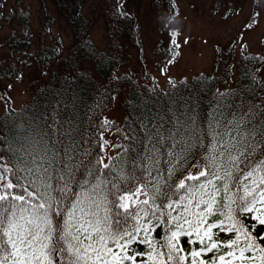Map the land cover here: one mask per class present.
Instances as JSON below:
<instances>
[{
  "label": "trees",
  "instance_id": "obj_1",
  "mask_svg": "<svg viewBox=\"0 0 264 264\" xmlns=\"http://www.w3.org/2000/svg\"><path fill=\"white\" fill-rule=\"evenodd\" d=\"M51 2L72 33L73 42L70 47L65 51L63 39L51 31L54 18L44 9L45 12L40 14L41 26L35 35L38 43L34 38L29 18L22 14L17 18L21 28L13 29L7 38L10 54L8 57H5L6 54H0V82L21 79L24 68L31 65H34L35 75L41 81L28 102L20 108L8 106L0 116V166L10 169L8 178L13 183L16 182V176L24 177L21 182L29 186L30 191L36 192V202L42 200L55 203L60 196L57 189L63 183L58 177L64 175L67 180L65 165L76 174V179H79L84 165L93 160H102L103 134L109 127L106 115L121 90L128 92V97L123 102V147L106 164L115 166L118 171L131 172L134 160L141 166L147 162L152 177H156L161 184L167 179V175L159 177L156 169L165 168V162L161 158L160 163L154 166L153 161L169 150L170 132L177 138L183 135L185 140H188L190 135L193 138L201 136L204 148L210 147V138L204 135L205 131L220 134L213 141L217 145L220 140L225 139L229 129H234L229 138L240 132L251 133L249 138L258 140L260 133L264 132L263 56L251 53L247 47H243L239 58L235 60L236 47L232 44L228 50H216L212 73L203 72L192 79L174 81L165 88L155 80L139 84L128 72L120 73V70L132 61L130 48H140L139 18L124 6L122 0ZM3 4V0H0V8ZM166 4L171 13L175 12L172 0H166ZM1 16L11 21V17L5 16L4 12ZM99 18H102L105 24L104 48H99L91 37ZM49 34L52 41L46 44L44 38ZM32 45H35L33 49ZM164 56L172 57L173 52H166ZM36 81L37 79H34L33 82ZM161 137L162 143H158ZM240 139L241 137L237 136V140ZM261 150L264 151V146ZM175 151H181L179 139ZM183 155L188 160L183 172L187 173L191 168L192 174L195 168L192 164L200 158L202 149L197 146L191 153L185 152ZM150 156L152 158L148 159ZM34 157L39 171L33 165ZM221 162L217 160V164ZM223 163L221 175L229 167L226 157ZM17 165L25 171L18 172ZM177 167L179 168V165ZM240 167L243 168V165ZM27 168H32V172H27ZM97 170L108 172V169L98 165L92 168L93 173ZM12 173H15V176ZM181 176L182 173L176 171L168 182L175 183ZM33 177L36 178L35 188L31 187ZM70 187L73 192L81 191L74 181ZM149 191L151 194L155 189L149 186ZM68 195L70 198L71 193ZM92 198L97 199V203L103 200L99 193H85L82 203L77 205V216L80 207L93 206ZM64 209H67V201L64 203ZM19 214L21 213L18 210ZM244 223L249 225V231H252L250 225L257 222L245 219ZM166 227L167 225L156 227L149 236L153 241L159 242ZM261 233H264V225H257L252 232L257 237ZM230 235L219 232L215 238L226 240ZM187 240L184 236L179 240L185 251L199 247L188 244ZM258 243L264 246V240L258 239ZM132 247L142 252L149 251L144 244H133ZM212 255L213 253L209 252L203 259L207 260ZM139 259L141 258L138 257ZM165 259L158 258L157 264ZM5 264H11V260L5 261Z\"/></svg>",
  "mask_w": 264,
  "mask_h": 264
},
{
  "label": "snow or ice",
  "instance_id": "obj_2",
  "mask_svg": "<svg viewBox=\"0 0 264 264\" xmlns=\"http://www.w3.org/2000/svg\"><path fill=\"white\" fill-rule=\"evenodd\" d=\"M171 43L180 47L175 39ZM232 131L229 129L218 145L213 141L220 134L205 131L210 138L208 148L203 147L201 136L190 135L185 140L183 135L177 138L170 132L169 150L153 161L154 166L161 158L165 162V168L156 169L159 177L167 175L163 184L152 177L147 162L141 166L134 160L129 172L93 160L83 166L79 179L65 165L67 180L64 175L58 177L63 183L55 203L36 202V192L21 182L24 177L16 176L13 183L8 178L10 169L0 166V264L7 260L11 264H157L160 257L166 258L160 264H264V246L258 243V239L264 240V233L259 237L252 234L257 225H264V132L257 140L249 138L251 133L240 132L229 138ZM177 139L180 152L175 151ZM197 146L202 155L192 167L199 166L200 171L192 175L189 168L184 173L188 160L183 153H191ZM225 157L229 167L221 175ZM217 160L222 162L217 164ZM33 165L39 171L35 157ZM97 165L108 172L93 173ZM16 170L25 171L19 165ZM176 171L182 173L181 178L169 183ZM73 181L81 189L79 193L72 191ZM149 186L154 193L150 194ZM31 187H36L35 177ZM89 191L99 193L103 200L97 203L92 198L93 206L80 207L77 216V205ZM141 195L145 198L140 199ZM245 219L257 222L250 225L252 231ZM162 225H167L165 234L155 242L149 233ZM219 232L231 235L226 240L217 239ZM181 236L199 247L185 251L179 243ZM133 244H144L149 251H139ZM209 252L213 255L204 260Z\"/></svg>",
  "mask_w": 264,
  "mask_h": 264
},
{
  "label": "rangeland",
  "instance_id": "obj_3",
  "mask_svg": "<svg viewBox=\"0 0 264 264\" xmlns=\"http://www.w3.org/2000/svg\"><path fill=\"white\" fill-rule=\"evenodd\" d=\"M172 2L175 4V12L171 13L166 0H122L124 6L139 18L140 48H130L132 61L123 67L120 73L128 72L139 84L155 80L165 88L174 81L192 79L203 72L212 73L218 48L228 50L234 44L235 60L239 58L243 47L264 57V0H172ZM3 3L0 8L1 55L6 54L5 57H8L10 54L7 38L13 29L21 28L17 21L19 15L23 14L29 18L36 39L35 35L41 26L40 14L45 12L44 9H47L54 18L51 31L63 39L65 51L72 44V33L51 0H3ZM3 12L5 16L11 17V21L1 16ZM172 33L177 35L173 37ZM91 37L99 48L105 47V24L102 18H99L94 26ZM44 39L46 44L50 43L51 34ZM173 39L180 47L177 48L171 43ZM36 42L38 43V39ZM34 47L35 45H32L31 49ZM166 52L179 54L172 57L164 56ZM34 69V65L25 67L21 79L0 82V116L8 106L20 108L30 100L41 82L36 77ZM234 71L236 72L235 66ZM262 73L264 74V67ZM34 79H37L36 83L33 82ZM127 97V91L118 92L106 115L109 127L103 134L102 161L105 164L123 147L121 136L125 121L123 102ZM199 171V167H195L192 175ZM144 198L143 195L140 196V199Z\"/></svg>",
  "mask_w": 264,
  "mask_h": 264
}]
</instances>
